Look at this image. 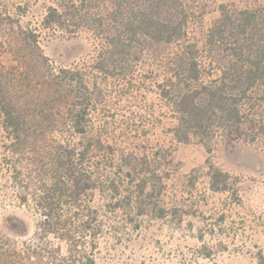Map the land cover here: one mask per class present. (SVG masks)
<instances>
[{
  "label": "trees",
  "instance_id": "1",
  "mask_svg": "<svg viewBox=\"0 0 264 264\" xmlns=\"http://www.w3.org/2000/svg\"><path fill=\"white\" fill-rule=\"evenodd\" d=\"M77 1L47 7L42 29L70 33L89 25L98 41L91 69L103 77L132 63L150 69L146 57L156 64L157 50L169 48L158 88L172 108L175 140L196 141L208 152L217 139L264 142V6L221 5L200 46L184 0H108L109 7ZM7 21L0 18V55L10 62H0V117L19 206L0 223V264H95L99 199L129 221L166 216L157 160L119 154L98 117L97 76L55 66L40 31ZM207 161L210 190L230 189V175Z\"/></svg>",
  "mask_w": 264,
  "mask_h": 264
},
{
  "label": "rangeland",
  "instance_id": "2",
  "mask_svg": "<svg viewBox=\"0 0 264 264\" xmlns=\"http://www.w3.org/2000/svg\"><path fill=\"white\" fill-rule=\"evenodd\" d=\"M69 1L78 2L0 0V18L40 31L43 51L55 66L84 67L91 72L89 76H97L103 95L98 117L105 122L111 143L119 154L135 152L156 158L166 208L163 218L148 213L129 221L124 210L111 212L99 199L103 225L95 264H264V142L227 144L217 139L208 152L196 141L175 140L169 129L172 108L158 88L163 78L162 57L169 48L157 50L156 64L146 57L150 69L132 63L122 72L103 77L91 69L98 41L89 25L81 23L70 33L42 29L47 7L61 8ZM184 1L192 16L191 38L200 46L221 5L228 10L264 6V0ZM96 3L109 7L108 0ZM78 12L79 16L83 9ZM0 62L10 64L5 52ZM10 152V139L0 117V223L5 212L19 206ZM208 158L230 175L227 191L210 190ZM25 220L31 225L29 216Z\"/></svg>",
  "mask_w": 264,
  "mask_h": 264
}]
</instances>
